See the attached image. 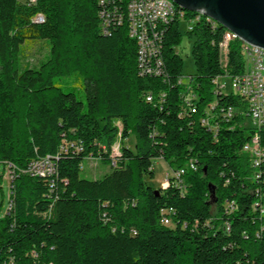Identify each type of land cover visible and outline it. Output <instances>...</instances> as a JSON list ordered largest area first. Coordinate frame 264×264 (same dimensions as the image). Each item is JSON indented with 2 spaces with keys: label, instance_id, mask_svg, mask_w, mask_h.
Wrapping results in <instances>:
<instances>
[{
  "label": "trees",
  "instance_id": "obj_1",
  "mask_svg": "<svg viewBox=\"0 0 264 264\" xmlns=\"http://www.w3.org/2000/svg\"><path fill=\"white\" fill-rule=\"evenodd\" d=\"M109 1L124 7L128 0ZM100 7V0H0V160L23 168L37 156L49 155L53 163L58 155L53 176L14 178L13 208L0 213V264H264V208L261 217L250 213L254 199L264 201V184L247 180L241 147L248 134L221 125L214 137L200 123L213 99L211 80L223 72L218 43L225 28L200 15L185 29L196 67L186 92L177 79L182 34L176 19L164 32L170 81L163 82L137 74L135 41L124 23L103 33ZM183 12L186 19L197 15ZM36 14L43 21L34 22ZM230 39L226 69L233 75L242 68L241 41ZM36 41L48 44L45 58L36 67L22 64L24 46ZM70 75L81 82L84 103L57 84ZM189 93L196 110L182 114ZM231 100L226 92L215 95V103ZM115 121L120 137L113 166ZM130 133L133 150L124 145ZM86 156L108 163L110 171L81 177ZM154 158L171 171L194 158L196 169L182 174L181 186L170 174L155 192L143 180L153 176ZM255 186L258 194L251 192ZM225 199L238 204L228 218ZM169 209L172 228L161 223Z\"/></svg>",
  "mask_w": 264,
  "mask_h": 264
},
{
  "label": "built area",
  "instance_id": "obj_2",
  "mask_svg": "<svg viewBox=\"0 0 264 264\" xmlns=\"http://www.w3.org/2000/svg\"><path fill=\"white\" fill-rule=\"evenodd\" d=\"M23 1L35 2V0ZM100 3L98 16L101 31L106 33L111 26L124 23L128 36L135 41L137 74L141 77H156L163 82H169L170 76L165 69L162 54L163 37L168 23L174 19L178 22L184 21L186 29L189 30L192 22L204 14L196 11L195 17L186 19L184 12L174 10V2L168 0H128L124 7H119L109 0H100ZM205 19L212 27L218 24L209 20L207 16ZM33 21L41 22L43 16L36 14ZM229 41L228 33L224 31L218 43L219 54L221 50H225V61L222 63L220 60L223 72L211 80L213 99L206 106L200 123L211 131L214 137L221 125H227L230 129L236 127L245 131L248 134V140L243 143L241 151L247 155L248 167L250 168V175L247 180L264 184V48L240 40L242 68L239 72L230 75L226 69ZM221 78L227 79L229 83L230 92H226L232 99L229 103H215V95L218 92H224L226 86V84L219 82ZM177 79H182V85L186 88V92L190 91L191 81L189 77L184 80L183 76L179 75ZM144 98H154V96L151 92H147ZM164 98L165 93L163 91L157 94L156 104L159 109L162 108ZM193 98V94H184L182 114L195 112L196 107L193 104ZM115 126L117 127L116 141H118L120 137L119 121H115ZM115 142L110 146V164L113 166L116 164V156L119 155V151L115 150ZM102 149H105V145H102ZM62 151H66V148L63 147ZM44 156L46 154L31 159L23 168L16 167L10 161L0 160L2 167L0 179L5 178L9 186L7 207L4 213H8L13 208L10 194L12 182L18 174L25 173L33 177L49 178L56 173L58 155L56 154V160H53L52 169H44ZM85 158L93 157L86 156ZM79 168L82 169V164ZM189 169H196V159L190 158L182 167L171 171L170 177L174 179L175 185L181 186V176ZM251 192L258 194V187L255 186V190ZM237 208L238 204L234 199H225L222 204V214L228 218ZM262 208H264V201L258 197L251 202L250 213L261 217ZM172 213L173 211L170 209L164 211L161 223H171L170 215ZM223 228L226 233L229 232L228 220H223Z\"/></svg>",
  "mask_w": 264,
  "mask_h": 264
},
{
  "label": "rangeland",
  "instance_id": "obj_3",
  "mask_svg": "<svg viewBox=\"0 0 264 264\" xmlns=\"http://www.w3.org/2000/svg\"><path fill=\"white\" fill-rule=\"evenodd\" d=\"M178 29L182 34V39L179 46H177L175 49L177 50L182 62L181 74L183 79L186 80L188 75H193L196 72V67L192 56V41L188 40L184 34L186 29L184 21H179ZM47 51L48 44L45 41L31 42L24 46L20 60L22 64L36 67L38 62L45 58ZM220 60L222 63L225 61L224 49L220 51ZM22 64H19V69L22 68ZM219 82L226 84L224 92H230L227 79L221 78L219 79ZM57 84L64 91L69 90L74 92L78 100L83 103L85 102L84 91L81 88V82L73 75L59 78L57 80ZM116 142L115 150L118 147ZM124 145L131 150L134 149V135L132 133H130L129 136L124 140ZM151 167L153 169V176L150 177L148 175H144V182L146 185L151 186L154 189L164 187L166 185V178L171 174V168L161 158H154L152 160ZM110 169L111 167L108 163H103L98 158H85L82 161V169L80 170L79 175L87 179H98L101 178L105 173L109 172ZM1 170L2 167L0 166V174L2 172ZM8 187V181L5 178L0 179V213L2 214L5 212L7 207ZM166 226L172 228L173 223H169Z\"/></svg>",
  "mask_w": 264,
  "mask_h": 264
},
{
  "label": "water",
  "instance_id": "obj_4",
  "mask_svg": "<svg viewBox=\"0 0 264 264\" xmlns=\"http://www.w3.org/2000/svg\"><path fill=\"white\" fill-rule=\"evenodd\" d=\"M172 1L183 10L202 12L240 40L264 48V0Z\"/></svg>",
  "mask_w": 264,
  "mask_h": 264
},
{
  "label": "bare ground",
  "instance_id": "obj_5",
  "mask_svg": "<svg viewBox=\"0 0 264 264\" xmlns=\"http://www.w3.org/2000/svg\"><path fill=\"white\" fill-rule=\"evenodd\" d=\"M168 1L173 2L172 0H168ZM174 10H182V11H183V9L178 8V5H176L175 3H174ZM204 16H206V15H204ZM207 17H208V16H207ZM209 20H213V19L209 17ZM213 21H214V20H213ZM215 22H216V21H215ZM216 23H217V22H216ZM224 31L228 33V40H231L230 38H231L233 35L236 36L233 32H231V31L228 30V29H225ZM236 37H237V36H236ZM246 43H247V42H246ZM178 81H179V80H178ZM145 99L148 100V101L151 100V98H145ZM50 159H51V157H50L49 155L44 156V169H52V167H53V163H52V161H51Z\"/></svg>",
  "mask_w": 264,
  "mask_h": 264
}]
</instances>
